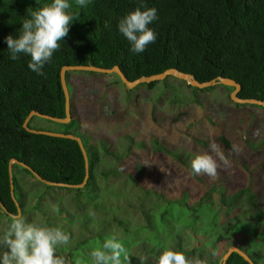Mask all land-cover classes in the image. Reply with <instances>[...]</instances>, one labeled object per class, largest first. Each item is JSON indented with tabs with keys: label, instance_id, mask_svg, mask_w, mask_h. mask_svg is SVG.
Returning a JSON list of instances; mask_svg holds the SVG:
<instances>
[{
	"label": "trees",
	"instance_id": "1",
	"mask_svg": "<svg viewBox=\"0 0 264 264\" xmlns=\"http://www.w3.org/2000/svg\"><path fill=\"white\" fill-rule=\"evenodd\" d=\"M10 1L0 0V203L7 214L0 211L8 224L0 237L19 208L27 223L69 235L56 249L65 264H91L90 250L112 237L127 251L123 264H157L164 250L221 264L227 250L221 248L232 245L264 264V107L233 102L232 87L200 89L167 76L128 89L116 74L67 71L72 119L62 124L63 133L82 140L86 184L47 186L12 163V196L8 170L17 160L50 182H83L85 161L76 141L22 127L33 110L65 117L63 66H118L129 81L174 68L198 82L230 78L240 84L239 98L263 101L264 0H143L157 11L149 25L157 37L139 54L130 51L117 22L140 0H91L85 8L69 0L67 11L78 15L42 75L27 67L29 56L10 59L4 37H16L29 13L51 0H34L32 7ZM86 81L102 95L92 107L101 113L93 127L82 125L86 107L75 101ZM101 121L112 127L102 130ZM205 153L217 159L215 178L190 174L192 158ZM17 172L32 180L19 182ZM220 207L231 211L226 222ZM224 264L249 263L232 252Z\"/></svg>",
	"mask_w": 264,
	"mask_h": 264
},
{
	"label": "clouds",
	"instance_id": "2",
	"mask_svg": "<svg viewBox=\"0 0 264 264\" xmlns=\"http://www.w3.org/2000/svg\"><path fill=\"white\" fill-rule=\"evenodd\" d=\"M74 3L78 8H85L91 0H74ZM70 7L69 0H51L38 11H31L29 18L20 24L16 37L11 34L4 37L9 58L16 60L20 54L29 56L27 67L42 75L44 64L60 48L59 42L67 36L70 23L76 20L78 13H69L67 10ZM156 19V9L145 6L140 0L138 7L118 20L117 31L129 42L133 54L142 53L155 42L157 34L149 25ZM210 148L217 153L220 161L228 164L215 143H211ZM217 168V159L207 153L195 155L190 162L192 175L204 174L215 178ZM68 242L69 235L60 228L27 223L18 213L11 217L8 229L0 237V264H65L64 258L56 255V249ZM89 257L91 264H123L128 260L123 243L115 237L93 247ZM157 264H204V261L190 260L183 253L164 250L157 258Z\"/></svg>",
	"mask_w": 264,
	"mask_h": 264
},
{
	"label": "water",
	"instance_id": "3",
	"mask_svg": "<svg viewBox=\"0 0 264 264\" xmlns=\"http://www.w3.org/2000/svg\"><path fill=\"white\" fill-rule=\"evenodd\" d=\"M67 71H88V72H96V73H102V74H116L119 80L121 81V83L128 89L134 88L139 83H150L152 81H161V80H164L167 76H173L175 78L185 81L190 86L197 87L200 89L206 88L209 86H214L217 84H221V85L233 88V91L230 93V98L233 102L237 104H242V105L249 104V105H258V106L264 107V100L262 101V100L253 99V98H239L237 94L239 93L241 89L240 84L236 83L234 80L230 78L218 77L217 79H213L210 81L198 82L192 77V75L188 73L180 72L174 68H169L159 74L150 75L148 77H140L134 81H129L124 76V74L122 73V71L119 69L118 66H113L112 68H101V67L92 66V65L91 66L89 65L63 66L60 70V83H61V88L64 93V99H65L64 100L65 117L64 118L52 117L49 115L41 114L33 110L24 119L22 123V127L26 131L33 133V134H42V135H47L51 137L66 138V139L76 141L78 143V146L82 152V155L85 161L84 180L81 184H78V185L50 182V181L42 179L35 171H33L29 166L25 165L24 163H21L17 160H12L9 164V169H8L9 178H10V189H11L12 196H13V184H12L13 173H12V167H11L12 163H15L23 167L24 169L28 170L34 176V178H36L37 180H39L40 182L44 183L47 186H57V187H64V188H82L86 184V181L88 178V158H87V154H86L85 148L83 146V143L80 137L75 136L73 134L63 133V132L56 133V132H50V131L35 130V129H31L30 127H28L29 120L33 116L42 117V118H45V119H48L50 121L60 123V124H67L71 121L72 115L70 113V97H69V93H68V89H67L66 81H65V73ZM0 208L3 210V212L6 213V210L1 203H0ZM18 213L21 214V211L19 208L17 210V214ZM10 216L12 217L14 215H10ZM232 252L239 254L249 264H255L244 251H242L240 248L234 245L228 247V249L226 250V252L224 253L222 257L221 264H224V262L226 261V259L229 257V255Z\"/></svg>",
	"mask_w": 264,
	"mask_h": 264
},
{
	"label": "rangeland",
	"instance_id": "4",
	"mask_svg": "<svg viewBox=\"0 0 264 264\" xmlns=\"http://www.w3.org/2000/svg\"><path fill=\"white\" fill-rule=\"evenodd\" d=\"M33 1L34 0H14V1H10V2L13 4L32 7ZM79 72H83V71H79ZM107 79L108 80L110 79L111 81L114 80V78L112 79V77H110V76L107 77ZM81 86H82L83 90L78 91V89H77V91H75V96H76L75 101L77 103L83 104V106L86 107L85 110H82V113H81V117H80L81 123L84 127H93L94 123L92 124V122H96L98 120L97 118H100L101 113H99L98 111H95V109L92 107L93 106L97 107L98 102L102 99V95L100 96V90L97 86H95L93 84V82H87V81L82 82ZM123 87H122V89H123ZM78 113H79V111H78ZM95 115H98V116H95ZM28 125L31 129H35V130L50 131V132H56V133L64 131V127L62 124L56 123V122H53V121H50L48 119L38 117V116L31 117ZM98 126L102 127V130H109L110 126L112 127V124H110L106 121H101L98 123ZM16 168H17V166H15L14 169L16 170ZM17 178L19 179V182H21V183L32 180L29 176H27L21 172H17ZM257 186L260 188L258 193L260 195H262L263 184H258ZM228 187L233 188L234 184H232V186L230 185ZM220 211H221V215H222L224 221L229 220L228 217L231 214V211L229 212L228 208H222V207H220ZM7 225L8 224L5 221L4 216L0 211V228H3L5 226L7 227ZM226 248H228V246L222 247L221 252H223ZM220 256H221V253H220Z\"/></svg>",
	"mask_w": 264,
	"mask_h": 264
}]
</instances>
